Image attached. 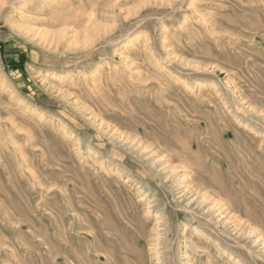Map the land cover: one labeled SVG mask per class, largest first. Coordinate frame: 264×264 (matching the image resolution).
<instances>
[{"label":"rangeland","instance_id":"obj_1","mask_svg":"<svg viewBox=\"0 0 264 264\" xmlns=\"http://www.w3.org/2000/svg\"><path fill=\"white\" fill-rule=\"evenodd\" d=\"M0 264H264V0H0Z\"/></svg>","mask_w":264,"mask_h":264},{"label":"bare ground","instance_id":"obj_2","mask_svg":"<svg viewBox=\"0 0 264 264\" xmlns=\"http://www.w3.org/2000/svg\"><path fill=\"white\" fill-rule=\"evenodd\" d=\"M220 209V208H219ZM229 219V218H228ZM233 221V220H232ZM241 225V224H240ZM240 225H238V226H240Z\"/></svg>","mask_w":264,"mask_h":264}]
</instances>
